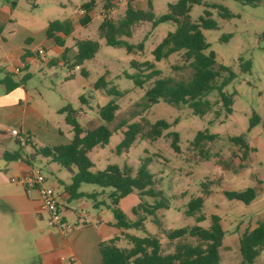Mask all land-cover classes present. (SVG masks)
I'll list each match as a JSON object with an SVG mask.
<instances>
[{"label": "rangeland", "instance_id": "rangeland-1", "mask_svg": "<svg viewBox=\"0 0 264 264\" xmlns=\"http://www.w3.org/2000/svg\"><path fill=\"white\" fill-rule=\"evenodd\" d=\"M88 1L0 0V33L10 27L8 24L11 21L13 25L10 28L15 33L24 31L31 34L36 42H42L45 38L44 29L49 22L69 20L73 23L74 32L72 36L65 38V47L71 52L75 51L76 39L92 40L99 44L95 57L82 65L87 72V77H83L79 70H75L72 66V58L67 62H61L56 49L47 50L44 61L35 60L27 70L20 72L19 76L26 78L23 84L29 104L37 105L38 111H41L49 121H62L60 125L64 136L71 139V129L64 123L66 113H58L55 111L56 108H70L75 113L76 122L87 127L84 117L79 113L84 112L90 119L99 118L98 109L114 100L118 110L114 120L107 124L112 136L107 145L90 151L88 157L93 164L91 171H102L107 165H117L120 168L127 165L134 175L141 162L149 159L147 169L154 175L157 188L162 191L168 201V209L158 211L155 219L147 217L140 228L124 232L137 237L147 235L156 237L161 243L162 252L169 254L174 251L178 242L194 245L196 241L193 238L184 237L170 242L166 239L165 232L195 225L207 229L210 226V216L216 214L221 218V225L225 232L219 251V264H240L238 239L244 232L251 231L258 223L264 222V42L260 39V35L264 33V0L254 7L231 0H203L200 5L191 8L188 17L192 23H196L202 16L205 4H218L233 15L228 20H222L218 17L216 9H209L211 19L217 23V28L202 31L209 44V50L215 54V67L224 66L234 74V79L223 89L226 94L233 95L232 113L225 114L217 92L213 91L206 97L210 103V109L202 117L193 115L191 109L184 105L171 106L160 101L155 105L146 106L143 100L144 92L151 87L153 79L146 82L142 88L136 87L131 79L137 71L130 66V62L132 60L139 63L152 62L151 51L168 32L174 30L175 26L172 23H162L151 29L149 23L136 25L133 28V35L126 41L136 45L147 36L143 43V51L135 55L127 54L123 48L106 46L104 40L99 38L98 25L104 16L100 0L92 12L91 22L86 27L78 25V8ZM177 1L153 0L152 13L155 17L162 16L168 12V5ZM125 2L126 0L114 2L115 12L111 17L112 20L118 21L122 18ZM143 9H146V1ZM226 36L229 38L225 39ZM39 48L40 46H36L34 49ZM47 61H55L56 65L48 66ZM245 61L250 62L249 72L241 71V65ZM7 64L3 52L0 51V78L3 77ZM154 65L161 76L170 77L175 81H187L193 72L181 53L171 55L167 60ZM101 77L107 82V89L114 88L120 95L113 97L107 95L104 90L94 89V84ZM80 97H83L84 102H80ZM253 114L259 116V122L247 131L249 119ZM158 120L174 124L156 141H148L137 136L127 153L115 152L116 146L122 140L121 132L127 125L139 124L145 131L149 124ZM120 124L125 125L120 127ZM204 130L216 135V139L202 143L199 153L191 142L197 132ZM173 131L179 135L178 153L173 152L170 147L171 138L166 136ZM237 136L245 138L249 148L254 150L248 152L243 162L240 160L242 150L229 142V138ZM12 139L10 136L0 134V143L14 147ZM32 165L40 170L46 184L56 193L63 192L59 182H66V170L50 159L39 156L32 160ZM48 167L52 168V172L48 170ZM5 175H8L10 182L14 180V183L10 184H18L19 178L14 175V171H9ZM202 183L207 184L210 194L204 196L205 201L201 209L205 220L196 223L195 217L186 216L185 211L190 199L203 196ZM80 188V191L84 193L102 190L87 184L81 185ZM247 188L254 189L256 193L254 201L248 205L241 201L229 200L222 194L223 191L240 192ZM103 190L109 191V189ZM103 195L102 197L105 198L106 195ZM124 198L118 208L128 221H135L137 217L133 210L137 208L141 200L136 193ZM131 199L133 203L125 206L124 202ZM143 202L152 203L149 198H144ZM68 204L71 212L86 213L85 219L88 218L87 215L98 214L91 207L92 201L87 198H83L82 202L71 200ZM65 205L67 206V203ZM42 214L44 228H49L46 223L47 216L45 213ZM63 215L70 222L75 221L70 212L63 211ZM99 216L105 222H114L109 210ZM11 223L13 224L14 221ZM14 233L18 238L20 237L19 228L15 227ZM7 237L6 239H11V236ZM115 246L129 249L131 244L121 239ZM34 249H31L25 240L24 242L20 240L12 246L0 244L1 255L8 254L10 259L7 264H22V258L32 256L38 261L39 256L36 255L38 252ZM263 259L264 252L255 260V264H262ZM0 264H6V262H0Z\"/></svg>", "mask_w": 264, "mask_h": 264}, {"label": "trees", "instance_id": "trees-1", "mask_svg": "<svg viewBox=\"0 0 264 264\" xmlns=\"http://www.w3.org/2000/svg\"><path fill=\"white\" fill-rule=\"evenodd\" d=\"M99 0H89L79 6L83 15L79 19L81 27L87 26L91 17L89 13L95 9ZM104 16L98 26L99 38L103 39L105 45L112 48H123L127 54H137L143 51L144 41L136 45L129 44L126 39L133 35V28L142 23H149L151 29L156 28L162 23H172L175 28L168 32L165 37L151 51L153 61L136 62L132 60L130 66L137 71V74L131 76L136 87L142 88L146 82L153 79L152 85L144 92L143 100L146 106L155 105L160 101L171 105H184L191 109L193 115L202 117L210 109V103L206 100L209 93L216 91L219 96V102L226 115L232 113L233 95L226 94L223 89L234 79V74L224 66L216 65L215 54L209 50V44L206 42L202 31L214 30L217 23L211 19L209 9H216L218 17L222 20H228L233 17L230 12L215 3L205 4L202 16L196 23L189 20L188 14L193 6L200 5L203 0H178L174 4L168 5V12L162 16L155 17L152 13L153 0H146V10H139L133 7L135 0H127L122 18L114 21L109 17V13L114 7L115 0H100ZM224 1V0H217ZM242 5L256 6L263 0H231ZM73 31L71 21H52L49 22L45 30L47 39H51L56 47L62 49L61 60L67 61L68 49L64 47V38L68 37ZM150 31L148 32V34ZM228 39L229 36L224 37ZM264 42V33L260 35ZM76 54L72 59L73 67H80V74L87 77V72L81 66L84 62L95 57L98 52L99 44L92 40H79L75 42ZM181 53L185 62L189 63L193 72L187 81H175L170 77H163L155 69L154 63L167 60L171 55ZM49 66L53 64L48 63ZM250 62L245 61L241 65L242 72H249ZM26 80L24 77L21 82H13L10 75H6L0 82L5 87V92L10 93ZM94 89L104 90L109 96L117 97L119 92L114 88L107 89V82L104 78H99L94 84ZM80 102H84L80 97ZM118 105L114 100L109 101L103 107L98 109V116L102 122L93 130H86L76 122L72 117L74 113L70 108H63L59 113H66L65 122L69 125L72 138L66 145L46 146L34 148V156L50 159L57 163L61 168L70 174L69 183L65 186L69 200L85 197L92 201V208L99 209L104 207L111 211L114 223L113 227L120 231L117 236L101 241L98 244L101 261L99 264H219V251L225 237V232L221 225V218L213 214L210 216V226L203 229L198 225L190 228H180L165 232L168 241L173 242L184 237L195 239L196 244H186L178 242L174 251L169 254L162 252L161 243L158 238L147 235L137 237L125 233L129 229H138L142 226L147 217H153L158 211L168 209V201L163 196L160 189L157 188V182L154 175L147 167L149 159H144L134 175L132 169L127 165L119 167L117 165H107L102 171L92 172V162L88 153L96 147H104L109 143L112 136L111 130L107 124L112 122ZM259 122V116L253 114L249 119L248 130L250 131ZM174 123L169 124L164 120H158L149 124L144 129L139 124L127 125L122 132V140L116 146L117 154L127 153L129 148L135 142L137 136L148 141H156L169 130ZM125 124H120L123 127ZM171 138L170 147L174 153L179 152V135L177 132L166 134ZM216 135L209 134L207 130L196 133L192 146L200 153L201 144L212 142ZM229 142L242 150L240 160L243 162L249 151L245 138L242 136L231 137ZM31 143L29 142V145ZM19 155L13 156L15 159ZM25 161L29 162V157L25 156ZM75 169V171L72 170ZM83 184L94 185L99 188L109 189L106 200H98L100 194L96 192L81 194L79 187ZM203 196L190 199L187 203L185 214L189 217H195L196 223L203 222L205 216L201 214L204 205V196H208L210 191L207 184H201ZM135 192L141 202L133 210L137 217L135 221H128L122 211L118 208L119 201L127 195ZM223 196L229 200L241 201L248 205L254 201L256 193L254 189L247 188L240 192L223 191ZM144 198H149L152 203L143 202ZM155 221V220H154ZM121 239L126 240L131 247L121 249L115 246ZM238 249L241 257L240 264H255V260L264 252V222H260L251 231L244 232L238 239ZM264 264V259L262 261Z\"/></svg>", "mask_w": 264, "mask_h": 264}, {"label": "crops", "instance_id": "crops-1", "mask_svg": "<svg viewBox=\"0 0 264 264\" xmlns=\"http://www.w3.org/2000/svg\"><path fill=\"white\" fill-rule=\"evenodd\" d=\"M116 1L117 0L114 2ZM145 1L146 0H135L133 7L135 9L144 10ZM120 5L122 6V4ZM92 12L93 10L89 13L91 20L93 18ZM114 12L115 10L112 8L109 13L110 18L113 17ZM82 15V11L79 10V19ZM8 25L11 27L13 24L9 21ZM10 27L2 30V33H0V51L3 52L5 61L8 63L7 67L4 68V75L0 78V82L7 74L10 75L13 82H21L24 77L21 78L19 73L27 70L29 65L35 60H39L37 56L39 50H42L45 56L47 50L56 49L57 55L59 54L61 57L62 49L56 47L53 41L47 39L45 36V30L47 27L44 29L45 38L42 42H36L31 34L24 33V31L15 33ZM73 32L74 27L69 36H72ZM76 41H79V39H76L75 42ZM36 46H40V48L38 50L34 49ZM67 49L68 53L66 60L68 61L75 56L76 48L75 51L72 52L69 48ZM54 62L55 61H47V65L48 63H51L53 64L52 66H54L56 65ZM15 68H19L20 72L17 74L14 73L13 70ZM74 68L75 70H80V67ZM0 88V134L9 136L6 134L7 129H17L21 133L27 134L31 143L26 148H20L14 139H12L14 141V147L10 144L7 145L0 143V244L4 243L5 245L10 244L12 246L20 240L23 242L25 240L27 244L29 243L31 249H34L36 246V249L34 250H37L38 252L36 253L37 257L39 256L38 261L35 258H32V256L30 258H22V264H99L101 258L98 243L117 236L120 231L113 227L114 222H105L99 216V214L103 215L106 212L104 207L96 209L95 211L98 214L95 216L87 215V219H85L86 213L70 211L68 202L71 200H69L68 194L65 191V186L69 183L70 178V174L67 171L66 182H59L63 188V192L56 193V191H54L59 202L63 206L64 213L70 212L75 219V221L70 222V220L63 215L66 221L74 225V229L66 234H61L55 229L44 228L43 212L39 210L38 194L36 191H27L24 186L19 183L15 185L10 184L11 182L8 179V175H5V173L14 171V175L21 178L29 171V169L34 168L32 160L36 156L32 153V146H34V148H40L46 146L66 145L71 139L64 136L63 128L60 125V122L62 121H49L43 116L41 111H38L37 105L29 104L28 95L24 90L23 83L10 93L5 92V87L1 83ZM63 108L65 107H58L55 111L59 113ZM79 115L84 117L87 127L80 126L86 130H93L102 124L100 118L90 119L86 117L85 113L82 111ZM74 116L75 113L72 114V117ZM64 123H66L65 118ZM15 155H19V157L14 159L13 156ZM25 156L29 157V162L24 160ZM48 170L52 172L51 167H48ZM72 170L75 171L74 168H72ZM80 187L79 192L81 194H89L80 191ZM96 193L100 194L98 200L107 202L106 197L103 198L102 196H104L103 194L107 196L108 192L101 190ZM134 193L135 192L129 195ZM83 198L85 197L77 198L75 200L77 202H82ZM124 199L125 198L119 201V205ZM66 203L67 206L65 205ZM124 203L125 206L130 205L133 203V200L131 199ZM85 205L87 206L88 204L86 203ZM11 221H14V223L12 224ZM15 227L19 228V231L21 232L19 238L14 233ZM5 234L11 236V239H6L8 237L5 236ZM7 255H1L0 253L1 263L6 262L7 264V261L10 260Z\"/></svg>", "mask_w": 264, "mask_h": 264}, {"label": "built area", "instance_id": "built-area-1", "mask_svg": "<svg viewBox=\"0 0 264 264\" xmlns=\"http://www.w3.org/2000/svg\"><path fill=\"white\" fill-rule=\"evenodd\" d=\"M40 61L45 60L42 50L37 52ZM78 69V68H76ZM14 73H19L20 69L15 68ZM6 134L11 136L20 148L29 146L30 139L27 134L21 133L17 129H7ZM14 183V180H11ZM27 191H36L38 194L39 210L46 214V223L49 228L57 230L61 234H66L74 229V225L66 221L63 217V206L59 202L54 190L45 184V178L37 168H31L18 180Z\"/></svg>", "mask_w": 264, "mask_h": 264}]
</instances>
